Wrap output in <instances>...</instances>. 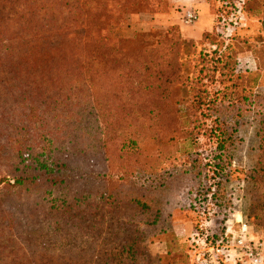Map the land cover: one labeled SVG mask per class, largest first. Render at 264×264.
Returning a JSON list of instances; mask_svg holds the SVG:
<instances>
[{
  "label": "trees",
  "instance_id": "16d2710c",
  "mask_svg": "<svg viewBox=\"0 0 264 264\" xmlns=\"http://www.w3.org/2000/svg\"><path fill=\"white\" fill-rule=\"evenodd\" d=\"M116 2L156 12L170 0H0V165L15 180L10 194L23 190L19 206L40 214V256L59 245L62 264H189L190 238L170 224L161 227V206L175 196L195 222L199 203L220 202L222 181L216 187L209 175L211 164L213 176L222 166L202 158L196 145L202 129L210 136L216 130L217 157L223 158L232 134L214 127L219 110L212 119L217 124H206L212 101L208 112L198 113L190 109L195 101L184 112L176 100L169 71L183 39L109 43V6ZM241 68L234 62L233 73ZM258 80L254 90L242 74L232 84L254 96V107L262 93ZM78 91H88L81 106ZM221 92L220 103L236 94L227 87ZM201 98L197 106L207 103ZM81 123L87 131L77 130ZM67 125L73 129L66 131ZM183 140L194 149L177 148ZM5 196L0 230L11 231L16 208ZM170 213L163 219L172 223ZM160 241L167 243L165 252L157 250ZM4 262L10 264L0 251Z\"/></svg>",
  "mask_w": 264,
  "mask_h": 264
},
{
  "label": "rangeland",
  "instance_id": "374dc122",
  "mask_svg": "<svg viewBox=\"0 0 264 264\" xmlns=\"http://www.w3.org/2000/svg\"><path fill=\"white\" fill-rule=\"evenodd\" d=\"M109 8L114 16L107 32L110 44L135 37L163 38L168 44L172 40L183 39L178 58L171 62L173 71H169L176 87V100L184 104L177 106L181 105L186 112L187 105L195 101L190 109L198 107V113L208 112L212 101V116L205 118L206 124H217L212 119L216 117L214 112L219 110L221 119L214 127L229 128L232 134L225 141L228 151L223 153V158L217 157L220 137L214 136L216 130L210 136V131L203 134L202 129L196 145L197 151L202 152V158L214 157L213 160L220 163L222 167L219 170L223 173L213 176L215 163L212 161L209 182L216 186L219 180L222 181L219 185L221 199L217 203L209 197L197 205L193 216L198 229L196 231L193 227L192 231L189 225L191 229L187 235L193 245L189 264H264V0H170L167 9L156 12L136 11L130 5L122 6L117 2ZM188 10L198 13L195 23L185 22ZM200 17L213 28L198 40L186 37L187 30L195 28ZM245 51L248 55L239 60V54ZM234 62H242L241 73H233ZM130 65H137V62ZM241 74L244 85L253 90L254 77L261 82L262 93L256 107L254 96L250 99L246 89L242 91L239 85L232 87L236 76L241 77ZM226 87L236 94L232 93L231 98L220 103L221 91ZM86 92L75 93L80 99L78 106L85 100ZM200 98L207 103L197 106L196 101ZM3 102L4 96H1L0 103ZM72 129L68 126L66 131ZM80 129L87 131L83 123L77 128ZM122 133L121 137L128 138L127 131ZM228 136L225 134L221 138ZM177 148L183 151L194 149V146L183 140ZM162 163L169 165L167 161ZM0 179V195H6L5 203L16 208L14 215L17 217L14 216L16 226L13 229L12 226L11 231L0 230L5 234H0L5 238L0 242V251L5 258L10 264H62L59 245L54 246L55 250L50 255L40 256L41 250L36 248L37 234L41 231L37 228L40 214H33L27 204L19 206L25 201L19 198L23 190L10 194L16 187L8 184H14L15 180L5 165H0ZM8 219L6 217L4 224Z\"/></svg>",
  "mask_w": 264,
  "mask_h": 264
},
{
  "label": "crops",
  "instance_id": "0c3cea01",
  "mask_svg": "<svg viewBox=\"0 0 264 264\" xmlns=\"http://www.w3.org/2000/svg\"><path fill=\"white\" fill-rule=\"evenodd\" d=\"M202 18L203 17H200L195 28L187 30L186 37L198 40L205 32L210 31L211 27L213 28L212 24H210V23L205 24V22L202 20ZM148 23L151 24L152 22H148ZM212 23H213V19H212ZM244 55L247 56L248 51L240 53L238 59L241 60V57H244ZM239 63L242 66V62H239ZM172 187H175V184ZM179 187L184 188L183 185H179L178 188ZM170 199H171V203H168V202L162 203L161 208H163L164 215L162 216L159 223L161 224V227H163V229L166 226H168V224L172 225L174 227L176 233L183 232L186 234V238H187V235H189V231L191 229V228H189V225H191L192 231H193V227L195 226V224H194L195 222L190 219L191 217L187 215L188 210L185 211V209L182 208V204L177 202V199L175 196H171ZM168 212L173 213V218H172L173 224L170 223L169 221L164 220L167 217L166 214H169ZM156 247H157L158 251L165 252L167 249V243H166V241H160L159 243H157Z\"/></svg>",
  "mask_w": 264,
  "mask_h": 264
},
{
  "label": "built area",
  "instance_id": "2783aa9c",
  "mask_svg": "<svg viewBox=\"0 0 264 264\" xmlns=\"http://www.w3.org/2000/svg\"><path fill=\"white\" fill-rule=\"evenodd\" d=\"M199 18V15L194 10H188L185 14V22L186 23H195Z\"/></svg>",
  "mask_w": 264,
  "mask_h": 264
}]
</instances>
